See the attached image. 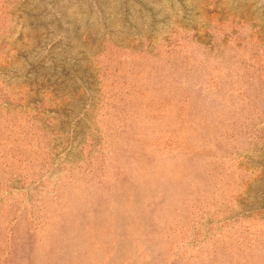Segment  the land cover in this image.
I'll use <instances>...</instances> for the list:
<instances>
[{"label": "rangeland", "instance_id": "rangeland-1", "mask_svg": "<svg viewBox=\"0 0 264 264\" xmlns=\"http://www.w3.org/2000/svg\"><path fill=\"white\" fill-rule=\"evenodd\" d=\"M0 264H264V0H0Z\"/></svg>", "mask_w": 264, "mask_h": 264}]
</instances>
